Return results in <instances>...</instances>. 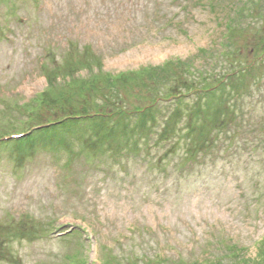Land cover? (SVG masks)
Instances as JSON below:
<instances>
[{"label": "rangeland", "instance_id": "374dc122", "mask_svg": "<svg viewBox=\"0 0 264 264\" xmlns=\"http://www.w3.org/2000/svg\"><path fill=\"white\" fill-rule=\"evenodd\" d=\"M122 105L0 146V264H264V0H0V137Z\"/></svg>", "mask_w": 264, "mask_h": 264}, {"label": "trees", "instance_id": "16d2710c", "mask_svg": "<svg viewBox=\"0 0 264 264\" xmlns=\"http://www.w3.org/2000/svg\"><path fill=\"white\" fill-rule=\"evenodd\" d=\"M75 43L73 41L71 42V45H72L71 53L75 52L74 46L77 45ZM80 48H81L80 46L77 47L78 53L77 54L75 53V55H73V56H76L79 59V60L76 59V61H77L76 65L77 64L78 65L83 64L85 67H88L87 69L89 71H91V74L88 77H86V78L79 77L76 80H71L69 83L68 82L67 83L63 82L64 84L55 83V86L67 87L68 89H70L69 91L72 90V87L77 86V88L80 90L79 93H81V95H83L84 97L87 96V95L93 96L94 94L98 93V91L102 87L98 88L97 85L100 82H102L103 79L105 81H107L106 85L109 86V88H110L108 93H110V95H111V91H112V89H114V86L112 84V79L114 77L115 78L117 77L118 81L125 80L129 84L127 78H129V80H131V82L133 80H136V82H138V81H140L139 80L140 78H144V77L148 78L149 80H155V78H154L155 71H160L161 72V71L168 70L167 66L163 65V67L160 66L158 68H143V69H140L138 72H136V75H133V76H124L125 74H123V73L119 74V76H111V75H108V74H105V73L102 75L101 74L102 71H100V69H99L98 73H95L94 69L92 68V67L99 66V63L101 62L100 58L93 54V49L89 46V48L88 47L84 48L83 51H81ZM201 52H204V54H205L207 51L206 52L205 51H200V54H201ZM82 59H87V60H82ZM168 63H171V62H168ZM171 64L174 65L173 62ZM174 67L176 68L177 65H174ZM48 76L46 75V77H48ZM103 86H105V85H103ZM140 86L142 88H144L142 85H140ZM213 90H215V88H209V90L206 89L205 91L210 93ZM93 92H94V94L90 95V93H93ZM94 105H95V109L99 107L98 103H95ZM122 106H124V105H122ZM116 110H118L119 113H117ZM116 110H114L110 115L105 114L103 112H98L95 115L88 116V117L78 115L77 112H76L75 114H73L74 117L67 116L66 118H63L60 121L63 122V123L66 121L65 123H67L70 120V123H75L74 125L77 126L76 130H78V132H83L81 130L84 127H87L88 125H90V126H94L95 125V126L99 127L100 125L106 124V126H108L107 124L110 121H113L115 118L124 117L121 114L122 112L136 110V109H132L131 107H125L124 109L123 108H116ZM129 117H133V114L131 116H129ZM81 121H84V122L85 121L86 122L90 121V122H93V123L103 122L104 124H79ZM51 123L52 124H49V125L47 124V126L46 125L45 126H39V127L35 128V129H33L31 131V133H28L29 136L28 135H26V136L22 135V138H20V139L13 138L15 135L14 136H12V135L2 136V137H0V146L7 147V148H13V147L17 148V146H19V147L26 148V149H29L34 144L36 145V143L43 144V146H46L49 143V141L56 140L58 138V134H59L58 132L60 131V129H62L64 127V125H68V124H65V123L64 124L53 123V122H51ZM112 124H114V122ZM104 127H105V125H104ZM109 128H110L109 133L113 132L114 126L110 125ZM37 136L41 137L42 139L35 140ZM61 145L64 146L65 143L62 141ZM113 156L116 157L117 155H113ZM75 233H71L70 235L74 236ZM234 252H235V254L232 257L237 259L240 256L239 250L238 251H234ZM234 252H232V254ZM157 263L165 264L164 261L159 262V260H157ZM204 263L205 264H216L211 259L204 260Z\"/></svg>", "mask_w": 264, "mask_h": 264}]
</instances>
